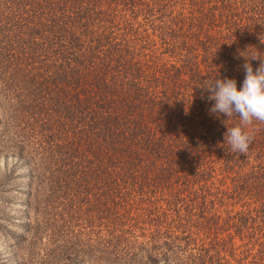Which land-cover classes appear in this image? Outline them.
<instances>
[{"label": "trees", "instance_id": "obj_1", "mask_svg": "<svg viewBox=\"0 0 264 264\" xmlns=\"http://www.w3.org/2000/svg\"><path fill=\"white\" fill-rule=\"evenodd\" d=\"M256 58L264 0H0V145L27 171V233L62 262L264 264V123L232 152L240 119L205 91L239 90Z\"/></svg>", "mask_w": 264, "mask_h": 264}, {"label": "rangeland", "instance_id": "obj_2", "mask_svg": "<svg viewBox=\"0 0 264 264\" xmlns=\"http://www.w3.org/2000/svg\"><path fill=\"white\" fill-rule=\"evenodd\" d=\"M0 145V264H82L84 254L61 261L58 252L43 248L48 239L27 233L28 176L10 154L9 138ZM76 247V246H75ZM73 247V249H76ZM88 251V250H87ZM87 256V255H86ZM57 257V258H56ZM81 259V260H79ZM89 261V258L86 257ZM59 261V262H58ZM85 264V263H84Z\"/></svg>", "mask_w": 264, "mask_h": 264}, {"label": "clouds", "instance_id": "obj_3", "mask_svg": "<svg viewBox=\"0 0 264 264\" xmlns=\"http://www.w3.org/2000/svg\"><path fill=\"white\" fill-rule=\"evenodd\" d=\"M259 59V58H256ZM260 60V59H259ZM253 70L251 63H245V79L238 90L235 79L217 78L205 90L207 99L214 102L209 109L217 118L239 117L240 125L227 127L224 141L234 153H248L252 137L245 128L253 121L264 123V60Z\"/></svg>", "mask_w": 264, "mask_h": 264}]
</instances>
